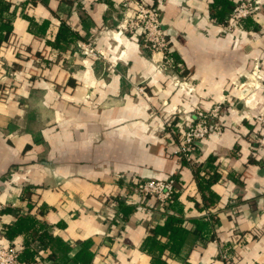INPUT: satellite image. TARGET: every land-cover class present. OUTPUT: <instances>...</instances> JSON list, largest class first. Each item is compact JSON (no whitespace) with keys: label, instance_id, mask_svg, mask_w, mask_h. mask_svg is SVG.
<instances>
[{"label":"crops","instance_id":"1","mask_svg":"<svg viewBox=\"0 0 264 264\" xmlns=\"http://www.w3.org/2000/svg\"><path fill=\"white\" fill-rule=\"evenodd\" d=\"M229 1L164 5L182 89L155 71L161 54L117 32L133 10L123 0H0V28L12 26L0 77L14 72L0 79V247H18L21 264H82L87 252L89 264H212L222 250L228 264H264V0L225 34L216 9L229 14L240 0ZM218 103L223 131L196 143L194 170L175 153L179 132ZM169 177V205L127 185Z\"/></svg>","mask_w":264,"mask_h":264},{"label":"built area","instance_id":"2","mask_svg":"<svg viewBox=\"0 0 264 264\" xmlns=\"http://www.w3.org/2000/svg\"><path fill=\"white\" fill-rule=\"evenodd\" d=\"M167 0H123L124 6L132 8V13L126 16L123 21L117 25L118 33L128 34L130 37H138L141 45L151 52L155 60V54H161L159 60H155V71L157 73L167 75L173 74L172 84L183 89L184 83L180 81L174 73L177 71L178 63L174 58V46L162 22V12ZM260 8V0H240L233 10L227 16L225 22H222V29L225 34H233L237 28H242L244 20L250 17H256ZM86 52H90L99 58L106 59V53L97 48V46H88ZM262 67L258 63L255 71L250 74L252 80L256 81L262 74ZM14 76V72L6 71L1 80ZM9 89L5 92L9 93ZM143 93V88L138 87ZM223 104L218 103L209 110L197 108L195 116L187 126L179 132L178 141L176 142L175 153L189 165L197 170L198 161L192 157V151L195 148L194 143L206 140L211 132L219 135L223 131V125L220 116ZM257 119L262 123L263 130L257 138L259 146L264 152V116H258ZM264 158V154H263ZM175 177L166 179H139L132 180L127 185L130 192L138 196L140 199L147 197L155 198L158 202L169 205L176 197ZM5 205L0 202V221L2 218ZM208 219L211 220L209 213ZM229 255L223 250L220 253L218 261L212 264H228ZM0 264H21L20 249L14 246L0 247Z\"/></svg>","mask_w":264,"mask_h":264},{"label":"trees","instance_id":"3","mask_svg":"<svg viewBox=\"0 0 264 264\" xmlns=\"http://www.w3.org/2000/svg\"><path fill=\"white\" fill-rule=\"evenodd\" d=\"M219 2V1H218ZM224 6L225 7H228L229 9L232 8V3L229 1V0H224ZM221 10L219 11V9L217 10L216 9V16L220 19L221 22H225L226 19H227V16L229 15L228 12L230 10ZM232 11V10H231ZM3 28H6L8 32L11 31L12 29V26L10 24L9 21L5 22L4 24H2L1 28H0V31L3 29ZM196 144L194 143V146ZM200 174V172H199ZM211 178V179H210ZM209 179H202L200 182V186L202 187L203 190L207 189V188H210L211 186V183L213 182V179L212 177H210ZM181 220H178L175 216H172L168 219V223H167V226L165 228H168L169 230H171V238L176 242V243H179V238H180V233H181V230H182V221L180 222ZM176 222H179V225H175ZM199 227H202V224L201 225H198ZM18 233L17 229L14 227V226H8V235L10 237H13L15 236L16 234ZM47 234V232H46ZM24 254L25 255H29V256H32V261L34 262L35 261V251H30L29 248H26V250L24 251ZM88 257V259L85 258ZM90 258H91V255L89 252H87L84 256H83V253H82V259L81 260H84V262L82 261V264H89V261H90Z\"/></svg>","mask_w":264,"mask_h":264},{"label":"water","instance_id":"4","mask_svg":"<svg viewBox=\"0 0 264 264\" xmlns=\"http://www.w3.org/2000/svg\"><path fill=\"white\" fill-rule=\"evenodd\" d=\"M196 143H200L199 141H197Z\"/></svg>","mask_w":264,"mask_h":264}]
</instances>
